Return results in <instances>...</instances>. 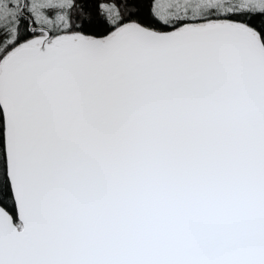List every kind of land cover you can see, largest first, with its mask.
<instances>
[{
    "label": "snow or ice",
    "instance_id": "1",
    "mask_svg": "<svg viewBox=\"0 0 264 264\" xmlns=\"http://www.w3.org/2000/svg\"><path fill=\"white\" fill-rule=\"evenodd\" d=\"M0 264H264V0H0Z\"/></svg>",
    "mask_w": 264,
    "mask_h": 264
}]
</instances>
